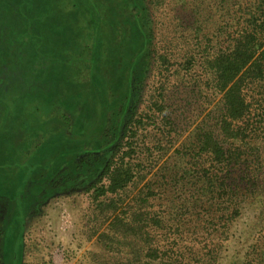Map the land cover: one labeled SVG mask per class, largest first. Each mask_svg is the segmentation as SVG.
<instances>
[{"label": "rangeland", "instance_id": "rangeland-1", "mask_svg": "<svg viewBox=\"0 0 264 264\" xmlns=\"http://www.w3.org/2000/svg\"><path fill=\"white\" fill-rule=\"evenodd\" d=\"M146 2L149 18L132 0H0V264H264V77L249 88L258 101L250 125L228 140L210 72L198 64L176 84L183 64L159 74L152 52L182 33L191 46L196 25H188L214 31L229 5ZM142 23L153 36L146 77ZM128 84L144 118L133 159L140 175L110 194L123 200L117 207L99 210L93 185L130 118ZM205 130L237 157L230 170L217 174L211 154L197 157ZM139 211L156 218L144 239Z\"/></svg>", "mask_w": 264, "mask_h": 264}, {"label": "trees", "instance_id": "trees-1", "mask_svg": "<svg viewBox=\"0 0 264 264\" xmlns=\"http://www.w3.org/2000/svg\"><path fill=\"white\" fill-rule=\"evenodd\" d=\"M153 1L155 5L160 7L166 0ZM241 1L238 9L232 11V15L230 14V5L233 6L237 0H219L218 3L222 6L229 5V14L223 12L220 16L221 19L215 20L218 26L214 31H208L205 24L200 25L199 20L195 19V21L191 22L188 27L196 25L194 29L196 38L191 46L189 38L186 37L185 33H182V40L178 43L175 41L171 49L168 47L157 54L156 50L152 52L155 67L159 68V74H163L162 71L171 70L175 65L183 64L182 68L179 67L176 70L177 73L181 72L175 78L176 84L181 82L188 83L186 73L198 64L203 65L205 70L210 72L209 80L212 82L214 92L222 94L224 102L217 122L218 127L228 140L237 138L240 135L243 136L242 132L245 131L244 126L250 125L246 118L248 115L250 116L253 107L256 106L255 104L258 101L255 98L252 101L249 88L254 81L264 77V0ZM132 2L138 8L140 14L144 12L145 16L149 18L150 12L149 7L145 5L147 4L146 0H132ZM201 7L203 8V5L195 7V9L200 11ZM212 17V14H208L206 21H212ZM138 27L142 28V34L140 35L143 37L142 41L146 45L142 46V53L145 52V57H147L148 61V68L145 72L146 77L154 63L153 60L151 67L149 66L150 49L148 47L151 44L150 41L153 36L147 24L142 23ZM181 44L184 46H180ZM164 81L167 83L161 82L160 88L162 93H159V97H156L155 100L157 109H161V112L167 109L166 102H168L166 95H164L168 85V78ZM128 86V95L125 102L126 106L130 107V118L124 126L117 150H114L102 174L93 185V196L98 201L97 207L99 210L117 205L116 200L118 199L111 197L110 194L121 196L126 187L140 175L138 164L133 159L138 149L139 124L144 122V118L138 111V92L135 91L134 95L130 84ZM131 92L133 94L132 100ZM256 109H260V106ZM241 121L245 123L241 124ZM196 140L197 157L203 154H211L212 164L209 167L218 169L216 170L217 174L219 170H222L221 165L230 170L237 163V157L233 158L227 155L224 145L215 136L213 130L198 131ZM187 151L186 155L188 154ZM217 174H212L210 169L207 168L206 176L208 183L214 184L217 182L219 178ZM230 174L231 171H229V177H231ZM148 191H151V189L149 188ZM238 192L239 188L236 186L232 188L231 194H237ZM102 196H106L107 198L99 201ZM118 201L122 202L123 200ZM147 213L148 215L150 214V212ZM137 215L141 221L140 226L142 231H140V235L144 239V237L150 236L146 229V224L150 220L155 222L156 218L153 216L148 217L142 211L137 212ZM116 217V220L122 219L118 214ZM109 229L110 233L112 231L115 235H118L116 230H112L110 227ZM127 234L128 232L126 236ZM108 236L109 234L106 232L103 234V237ZM126 236L122 237L126 239ZM138 236L139 232L133 234L135 239H138Z\"/></svg>", "mask_w": 264, "mask_h": 264}]
</instances>
